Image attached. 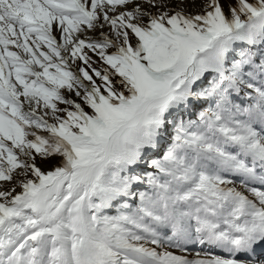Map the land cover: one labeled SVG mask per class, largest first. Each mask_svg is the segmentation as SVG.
Masks as SVG:
<instances>
[{
	"label": "snow or ice",
	"instance_id": "6c2138e0",
	"mask_svg": "<svg viewBox=\"0 0 264 264\" xmlns=\"http://www.w3.org/2000/svg\"><path fill=\"white\" fill-rule=\"evenodd\" d=\"M0 264H264V0H0Z\"/></svg>",
	"mask_w": 264,
	"mask_h": 264
}]
</instances>
